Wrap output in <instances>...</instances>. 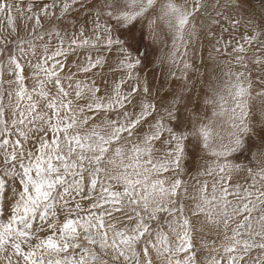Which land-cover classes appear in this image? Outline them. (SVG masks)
I'll use <instances>...</instances> for the list:
<instances>
[{"label":"snow or ice","instance_id":"6c2138e0","mask_svg":"<svg viewBox=\"0 0 264 264\" xmlns=\"http://www.w3.org/2000/svg\"><path fill=\"white\" fill-rule=\"evenodd\" d=\"M0 264H264V0H0Z\"/></svg>","mask_w":264,"mask_h":264}]
</instances>
